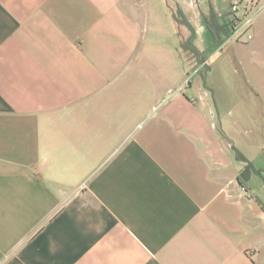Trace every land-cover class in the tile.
<instances>
[{"label": "crops", "instance_id": "1", "mask_svg": "<svg viewBox=\"0 0 264 264\" xmlns=\"http://www.w3.org/2000/svg\"><path fill=\"white\" fill-rule=\"evenodd\" d=\"M171 1L0 0V264H264V0Z\"/></svg>", "mask_w": 264, "mask_h": 264}, {"label": "trees", "instance_id": "2", "mask_svg": "<svg viewBox=\"0 0 264 264\" xmlns=\"http://www.w3.org/2000/svg\"><path fill=\"white\" fill-rule=\"evenodd\" d=\"M172 15L179 27V35L181 37L180 52L185 59V62L190 69H195L204 59V52L195 43L196 27L185 13L181 4L177 1H171ZM224 25L213 21L210 28L214 35V48L218 47L221 43L220 33L224 30ZM239 157L247 161V165L241 170L239 175V182L241 186L248 189V181L250 180L252 172L258 169L248 159L244 158L240 153Z\"/></svg>", "mask_w": 264, "mask_h": 264}, {"label": "built area", "instance_id": "3", "mask_svg": "<svg viewBox=\"0 0 264 264\" xmlns=\"http://www.w3.org/2000/svg\"><path fill=\"white\" fill-rule=\"evenodd\" d=\"M249 4V1L246 0H234L232 2L229 25L231 26V29H233V31H236L238 33H248V38H252L253 34L248 31L252 22ZM243 188L247 189L245 187Z\"/></svg>", "mask_w": 264, "mask_h": 264}, {"label": "rangeland", "instance_id": "4", "mask_svg": "<svg viewBox=\"0 0 264 264\" xmlns=\"http://www.w3.org/2000/svg\"><path fill=\"white\" fill-rule=\"evenodd\" d=\"M173 1V0H172ZM204 19L205 21L207 22L206 20V17L204 16ZM207 32L206 33H203L201 34L200 36V41L203 42V43H207ZM255 126V125H253ZM258 131H256V133L254 134V142H264V130H260L261 129V126L258 125ZM235 137H237V139H243V132H235Z\"/></svg>", "mask_w": 264, "mask_h": 264}, {"label": "water", "instance_id": "5", "mask_svg": "<svg viewBox=\"0 0 264 264\" xmlns=\"http://www.w3.org/2000/svg\"><path fill=\"white\" fill-rule=\"evenodd\" d=\"M207 22H209V20L206 18Z\"/></svg>", "mask_w": 264, "mask_h": 264}]
</instances>
